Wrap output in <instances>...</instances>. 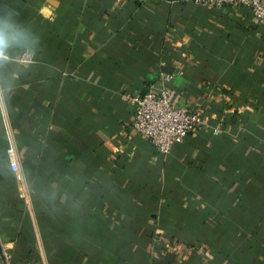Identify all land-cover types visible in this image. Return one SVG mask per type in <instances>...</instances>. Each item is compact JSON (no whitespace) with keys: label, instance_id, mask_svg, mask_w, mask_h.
I'll return each instance as SVG.
<instances>
[{"label":"crops","instance_id":"obj_1","mask_svg":"<svg viewBox=\"0 0 264 264\" xmlns=\"http://www.w3.org/2000/svg\"><path fill=\"white\" fill-rule=\"evenodd\" d=\"M0 33V264L6 248L12 264H264V26L249 6L0 0ZM163 87L209 124L168 155L133 131L126 97Z\"/></svg>","mask_w":264,"mask_h":264},{"label":"built area","instance_id":"obj_2","mask_svg":"<svg viewBox=\"0 0 264 264\" xmlns=\"http://www.w3.org/2000/svg\"><path fill=\"white\" fill-rule=\"evenodd\" d=\"M195 4L206 8L223 7L227 5H247L251 8L257 24L264 26V0H192ZM20 62H34V54L31 49H26L19 58ZM165 81H171L169 75L163 76ZM172 91L163 87L157 91L148 90L143 93H128L134 106L133 131L145 136L155 148L165 154H170L175 145L182 143L189 133L197 130H205L209 127L202 116L195 111H187L171 100ZM215 134L219 133L214 128ZM7 155L10 167L15 173H19L20 163L18 153L14 145H9ZM19 186L22 189V196H28V187L23 178L19 179ZM3 263H13V252L11 249L3 250Z\"/></svg>","mask_w":264,"mask_h":264},{"label":"clouds","instance_id":"obj_3","mask_svg":"<svg viewBox=\"0 0 264 264\" xmlns=\"http://www.w3.org/2000/svg\"><path fill=\"white\" fill-rule=\"evenodd\" d=\"M3 46H4V36L3 33H0V55L3 54L2 52Z\"/></svg>","mask_w":264,"mask_h":264},{"label":"water","instance_id":"obj_4","mask_svg":"<svg viewBox=\"0 0 264 264\" xmlns=\"http://www.w3.org/2000/svg\"><path fill=\"white\" fill-rule=\"evenodd\" d=\"M146 92V90L144 92H142L143 94Z\"/></svg>","mask_w":264,"mask_h":264}]
</instances>
